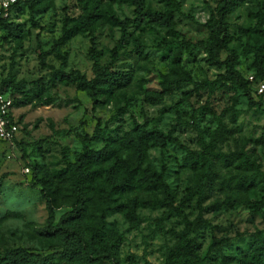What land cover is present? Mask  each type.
<instances>
[{
    "label": "rangeland",
    "instance_id": "374dc122",
    "mask_svg": "<svg viewBox=\"0 0 264 264\" xmlns=\"http://www.w3.org/2000/svg\"><path fill=\"white\" fill-rule=\"evenodd\" d=\"M141 2L165 21L130 22L122 34L109 16L132 19V0H28L0 22V88L26 100L11 108L15 143L0 142V257L17 247L42 256L61 250L44 227L73 206L66 166L84 147L110 143L133 167L131 185L90 189L84 215L72 224L88 256L52 264H253L256 233L264 230V94L254 95L250 84V101L229 81L208 85L223 68L210 65L203 50L184 47L208 43L216 0ZM85 13L94 17L89 29L57 43L63 19ZM4 22L16 26L11 33ZM225 22L229 41L220 58L234 52L235 69L247 77L255 53H264V0H231ZM91 47L99 65L126 75L121 86L101 89L94 106L86 90L55 75L77 71L91 78ZM260 67L264 74V59ZM165 82L171 87L162 94ZM135 125L166 136L162 145L149 141L139 163L119 144ZM201 151L234 152L242 161L207 167L193 154ZM30 164L48 171L50 222L43 177H34ZM144 170L161 174L168 200ZM241 175L252 178L247 189L236 185ZM233 195L253 213L247 204L222 203Z\"/></svg>",
    "mask_w": 264,
    "mask_h": 264
},
{
    "label": "trees",
    "instance_id": "16d2710c",
    "mask_svg": "<svg viewBox=\"0 0 264 264\" xmlns=\"http://www.w3.org/2000/svg\"><path fill=\"white\" fill-rule=\"evenodd\" d=\"M81 3L83 0H79ZM135 5V16L132 19L124 18L123 20H118L114 16L110 15L109 18L114 24L121 26L122 34L124 27L130 22L138 24L143 20L152 22H164L165 17L156 14L149 13L142 7L141 0H132ZM172 1V0H171ZM28 0L18 1L12 7V13L10 17L1 18L2 21H9L15 11L19 7L27 3ZM231 0H216L213 14L208 19V43L203 41H196L192 44L188 42H183L184 47L191 45L193 49H201L206 53L207 60L210 65L215 68H223L222 72L216 74L214 80L208 82V85H212L219 81H229L235 87L240 89L250 101L253 100L251 91L248 88L250 83L246 76H240L239 72L235 69L236 57L234 52H227L226 56L222 59L220 58V51L224 49L226 43L229 41V35L227 32V24L225 22V16L230 10ZM85 9V8H83ZM94 17L92 14H83L76 18H64L61 25V32L56 42L59 43L78 32H85L89 29ZM4 27L9 33L14 30L16 26H12L10 22L5 23ZM93 47L90 48L89 52L92 57L91 66V78H86L83 74L74 72H64L57 70L55 72L58 81L64 83L75 84L78 88L86 90L91 103L95 104V96L103 88L109 87H119L126 81V75L123 72L110 71L106 67L101 66L97 63V53L93 52ZM114 52V50H112ZM40 64H43L44 54L40 52L38 54ZM264 59V53H255V62L253 64L254 70L250 71L254 80L263 79V72L261 71L260 64ZM62 64V62H61ZM259 75L260 77H258ZM171 83L165 82L161 93H165L170 90ZM0 88V92H5ZM264 92L260 95L262 96ZM11 98V106L14 103H23L26 100H22L20 97L15 99L11 93L9 94ZM255 95V93H254ZM153 103H158L160 101V96L152 95L149 97ZM166 139V136L160 131L155 129H144L141 125H135L131 132H125L122 138L119 140V144L123 149H126L130 156L136 163H139L144 155L146 144L149 141L154 142L156 145H162ZM15 143V141H14ZM194 155H200L208 166L214 161L219 160L222 164L228 166L231 165L236 159H240L237 153H209V152H193ZM21 157L24 158L23 154ZM239 161H242L241 159ZM27 165L29 163L26 162ZM31 173L34 177L37 174H41L43 179L40 181L41 192L45 195L47 199V210L49 212L48 222L51 220V205H50V193L45 190L46 187V177L48 176V171L46 169H41L35 164H30ZM134 169L130 167L127 159L120 158L116 154V148L110 144L106 143L101 148L91 149L84 147L80 152L75 154L74 160L67 164L66 170L63 173L64 179H68L71 192L73 195V206L72 208L54 225H45V233L53 236H57L60 240L61 250L52 252L48 255H38L33 252L27 251L22 248H13L6 251L3 256L0 257V264H52V260L57 259H70L75 255L83 254L88 256V251L84 245L83 235L72 227L74 221L79 220L85 213L87 201L89 198V191L93 187L97 189H102L105 186L117 189L118 191L127 189L130 187L133 179ZM144 174L147 178L152 179L153 182L157 183L164 195V199L169 198L170 194L168 187L162 181L161 174L150 172L148 173L144 170ZM251 176L241 175L236 179V185L239 188L247 189L251 183ZM198 191V201L200 202V187L197 188ZM49 199V200H48ZM168 200V199H167ZM223 204L234 206L237 204H247L246 202L240 200L236 195L231 197H226ZM132 205V204H131ZM248 205V204H247ZM250 207V213H253L254 207ZM264 230H260L256 233V238L254 246L250 252V257L253 264H264ZM109 250H106V255L111 258V252L113 248V242L108 246Z\"/></svg>",
    "mask_w": 264,
    "mask_h": 264
},
{
    "label": "built area",
    "instance_id": "2783aa9c",
    "mask_svg": "<svg viewBox=\"0 0 264 264\" xmlns=\"http://www.w3.org/2000/svg\"><path fill=\"white\" fill-rule=\"evenodd\" d=\"M23 0H0V17H10L13 5ZM247 80L252 83L255 95H260L264 92V80H254L253 76L249 74ZM11 98L0 92V142L12 146L16 141L18 133V126L16 120L11 114ZM27 171V168H24Z\"/></svg>",
    "mask_w": 264,
    "mask_h": 264
}]
</instances>
